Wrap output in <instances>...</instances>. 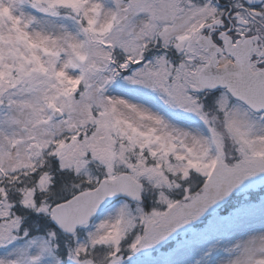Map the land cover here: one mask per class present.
Segmentation results:
<instances>
[{
    "label": "snow or ice",
    "instance_id": "obj_1",
    "mask_svg": "<svg viewBox=\"0 0 264 264\" xmlns=\"http://www.w3.org/2000/svg\"><path fill=\"white\" fill-rule=\"evenodd\" d=\"M0 264H264V0H0Z\"/></svg>",
    "mask_w": 264,
    "mask_h": 264
}]
</instances>
